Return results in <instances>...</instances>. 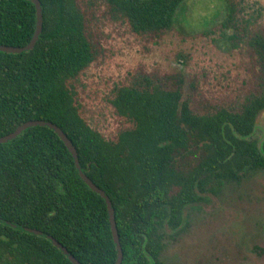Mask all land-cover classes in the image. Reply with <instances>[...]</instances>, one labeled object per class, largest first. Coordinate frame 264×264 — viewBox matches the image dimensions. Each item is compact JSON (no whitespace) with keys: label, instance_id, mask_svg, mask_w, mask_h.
Wrapping results in <instances>:
<instances>
[{"label":"trees","instance_id":"trees-1","mask_svg":"<svg viewBox=\"0 0 264 264\" xmlns=\"http://www.w3.org/2000/svg\"><path fill=\"white\" fill-rule=\"evenodd\" d=\"M42 31L33 49L0 51V137L42 120L71 141L83 173L110 200L121 264H164L161 253L181 230L188 207L226 184L264 169V134L252 139L264 110V38L242 0H222L227 42L254 51L261 83L235 108L193 112L180 78L119 87L111 104L129 127L107 139L81 114L74 83L98 59L99 14L159 37L186 0H39ZM36 28L29 0H0V45H27ZM252 32V35L249 34ZM0 264H73L37 229L81 264H115L105 200L80 178L58 135L35 126L0 144Z\"/></svg>","mask_w":264,"mask_h":264},{"label":"rangeland","instance_id":"rangeland-1","mask_svg":"<svg viewBox=\"0 0 264 264\" xmlns=\"http://www.w3.org/2000/svg\"><path fill=\"white\" fill-rule=\"evenodd\" d=\"M242 2L256 19L252 30L264 38V0ZM222 9V0H186L174 25L159 37L135 34L126 21L99 14L102 50L74 83L88 125L107 139L129 127L111 101L117 88L145 79L180 78L182 98L196 113L235 108L256 92L262 82L257 57L247 40L229 45L230 33L219 22ZM263 134L264 110L252 139ZM160 259L164 264H264V169L188 207Z\"/></svg>","mask_w":264,"mask_h":264},{"label":"water","instance_id":"water-1","mask_svg":"<svg viewBox=\"0 0 264 264\" xmlns=\"http://www.w3.org/2000/svg\"><path fill=\"white\" fill-rule=\"evenodd\" d=\"M29 1L32 2L36 8V28H35V32L33 34L31 41L27 45L22 46V47H12V46L0 45V51L1 52L11 53V54H19L22 52H27V51L33 49V47L35 46V44L39 38V35L41 34V31H42V24H43L42 7H41V3L39 0H29ZM35 126H42V127L46 126V127L50 128L51 130H53L58 135V137L65 144L67 150L71 154L80 178L87 184V186L92 191L98 193L105 200L106 205H107V210H108L111 234H112L113 242L116 245V249H117V260H116L115 264H121V262H122V251H121V246H120V242H119V235H118L117 228H116V222L114 219V211H113L112 204H111L110 200L108 199V197L104 194V192H102L99 188H97L94 185V183L83 173L82 168L79 164V160L77 158V152H76L74 146L72 145L71 141L67 138V136L57 126H55L54 124H52L50 122H46V121H42V120L28 121V122H25V123L21 124L20 126H18L12 133L0 137V144L6 143V142L16 138L18 135H20L27 128L35 127ZM0 222H6V221L0 219ZM24 230L28 233H31V234H34L37 236L46 237L48 240H50L52 242V244L55 247L60 249L63 252V254L67 255L73 264H81L72 255L69 254V252L67 251V249L65 247H63L58 241L53 239L51 236L46 235L37 229L24 228Z\"/></svg>","mask_w":264,"mask_h":264}]
</instances>
